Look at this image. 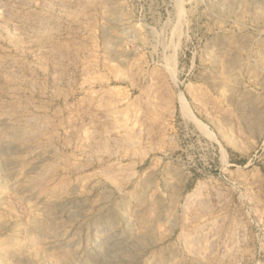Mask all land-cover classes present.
Here are the masks:
<instances>
[{
	"label": "rangeland",
	"instance_id": "obj_1",
	"mask_svg": "<svg viewBox=\"0 0 264 264\" xmlns=\"http://www.w3.org/2000/svg\"><path fill=\"white\" fill-rule=\"evenodd\" d=\"M0 264H264V0H0Z\"/></svg>",
	"mask_w": 264,
	"mask_h": 264
}]
</instances>
